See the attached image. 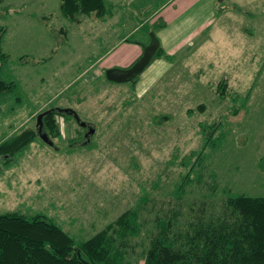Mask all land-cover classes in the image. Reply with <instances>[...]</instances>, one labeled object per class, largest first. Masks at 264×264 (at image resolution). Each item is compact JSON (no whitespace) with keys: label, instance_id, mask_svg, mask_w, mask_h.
<instances>
[{"label":"rangeland","instance_id":"obj_1","mask_svg":"<svg viewBox=\"0 0 264 264\" xmlns=\"http://www.w3.org/2000/svg\"><path fill=\"white\" fill-rule=\"evenodd\" d=\"M60 1L0 0V77L13 82L0 142L34 132L0 154V213L45 215L80 241L136 208L127 260L143 264L159 221L178 231L229 195L264 196V0H105L102 16L70 17ZM150 31L159 49L145 68L108 80ZM46 109L51 143L37 132Z\"/></svg>","mask_w":264,"mask_h":264},{"label":"trees","instance_id":"obj_2","mask_svg":"<svg viewBox=\"0 0 264 264\" xmlns=\"http://www.w3.org/2000/svg\"><path fill=\"white\" fill-rule=\"evenodd\" d=\"M104 5L105 0L60 1L68 17L91 12L102 16ZM12 84L0 77V94ZM46 110L42 129L58 135L55 112ZM33 137L28 129L2 140L0 154L10 157ZM137 211H123L80 241L45 215L0 213V264H137L127 260L128 242L140 233ZM171 220L158 222L141 255L143 264H264V196L229 195L221 212L209 218L192 216L178 231L171 230Z\"/></svg>","mask_w":264,"mask_h":264},{"label":"water","instance_id":"obj_3","mask_svg":"<svg viewBox=\"0 0 264 264\" xmlns=\"http://www.w3.org/2000/svg\"><path fill=\"white\" fill-rule=\"evenodd\" d=\"M150 42L147 45L143 46L141 55L128 67L122 68L118 71V69L112 67L105 69L104 73L108 80L122 82L131 80L136 74L140 73L145 66L150 62L152 56L155 54L156 49L159 45V40L155 36L153 32L150 31ZM116 71H118L116 73ZM47 111V110H46ZM46 111L39 113L36 117V123L38 125V135L48 143H51L47 138V134L41 131L42 129V116ZM74 117L78 119V116L74 114ZM81 126H85L84 121H80ZM94 131L93 128L89 127L88 132L92 133Z\"/></svg>","mask_w":264,"mask_h":264},{"label":"crops","instance_id":"obj_4","mask_svg":"<svg viewBox=\"0 0 264 264\" xmlns=\"http://www.w3.org/2000/svg\"><path fill=\"white\" fill-rule=\"evenodd\" d=\"M190 4H191V3L186 4V5L184 6V8H182V10H185V9L187 10V9H189V8H190V7H189ZM187 7H189V8H187ZM180 12H181V11H179V13H180ZM181 14H182V13H180V14H178V15H181ZM176 17H177V16L174 15L173 18H176ZM113 51H114V50L111 51V54H113ZM117 51H118V49L116 48V49H115V53H116ZM115 55H117V53H116ZM116 64H119V63H116ZM119 65H120V64H119ZM113 67H120V66L115 65V66H113Z\"/></svg>","mask_w":264,"mask_h":264},{"label":"flooded vegetation","instance_id":"obj_5","mask_svg":"<svg viewBox=\"0 0 264 264\" xmlns=\"http://www.w3.org/2000/svg\"><path fill=\"white\" fill-rule=\"evenodd\" d=\"M131 65V64H130ZM129 65V66H130ZM128 67V66H127ZM114 68H116V69H118V71L120 70V69H122V68H126V67H114ZM118 71H116V73L118 72Z\"/></svg>","mask_w":264,"mask_h":264}]
</instances>
